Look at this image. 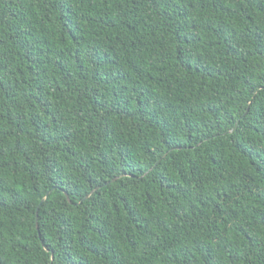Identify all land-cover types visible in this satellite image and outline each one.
I'll return each instance as SVG.
<instances>
[{
  "label": "trees",
  "instance_id": "1",
  "mask_svg": "<svg viewBox=\"0 0 264 264\" xmlns=\"http://www.w3.org/2000/svg\"><path fill=\"white\" fill-rule=\"evenodd\" d=\"M0 264H264V0H0Z\"/></svg>",
  "mask_w": 264,
  "mask_h": 264
},
{
  "label": "water",
  "instance_id": "2",
  "mask_svg": "<svg viewBox=\"0 0 264 264\" xmlns=\"http://www.w3.org/2000/svg\"><path fill=\"white\" fill-rule=\"evenodd\" d=\"M53 189H54V187H53L51 190H49V191L46 192L45 196L41 199L40 204H42V203L46 200V198L48 197V195L50 194V192H51ZM65 195H67V193H65ZM86 197H87V196H86ZM86 197H85V198H86ZM38 208H39V207H38ZM38 208H37V212H38ZM36 218H37V213H36ZM36 228L39 229V228H38V224H37V219H36Z\"/></svg>",
  "mask_w": 264,
  "mask_h": 264
}]
</instances>
